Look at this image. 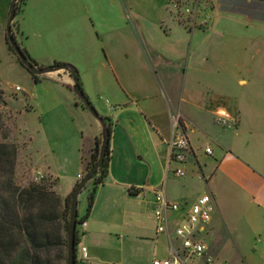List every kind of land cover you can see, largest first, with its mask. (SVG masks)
I'll return each mask as SVG.
<instances>
[{"label": "crops", "instance_id": "crops-1", "mask_svg": "<svg viewBox=\"0 0 264 264\" xmlns=\"http://www.w3.org/2000/svg\"><path fill=\"white\" fill-rule=\"evenodd\" d=\"M11 3L0 0L4 39ZM22 10L19 44L35 63L71 65L83 92L106 97L104 102L93 96L89 100L110 125L108 166L82 226L87 257L81 255L76 264H89V259L111 263L105 259L114 247L120 250L112 238L121 221L127 232L142 229L140 222L153 218L154 193L161 187L171 202L190 204L204 193L211 194L209 236L217 239L221 224H240L233 228L246 261L264 264V23L226 10L213 12L212 24L204 29L168 27L161 34L154 27H91L102 50L98 57L80 43L77 29L56 18V13L61 17L69 11L70 15L71 0H25ZM35 17L38 24L47 18V26L34 28ZM122 29L131 39L121 38ZM249 42L261 46L247 58ZM45 78L60 89V98L56 120L47 126L49 140L40 131L46 145L40 147L39 156L64 206L85 174V158L89 159L101 129L89 121L79 101L74 102L75 112L69 108L71 79L66 72L56 73V79ZM217 106L238 116L235 130L221 131L213 125L212 111ZM177 114L185 125L191 153L184 164L168 165L170 121ZM205 147L211 149L210 156L204 154ZM178 167L185 173L181 178L171 174ZM90 190V186L83 189L78 199L82 196L86 203ZM250 237L252 242L244 241ZM116 264L125 263L119 259Z\"/></svg>", "mask_w": 264, "mask_h": 264}, {"label": "rangeland", "instance_id": "rangeland-1", "mask_svg": "<svg viewBox=\"0 0 264 264\" xmlns=\"http://www.w3.org/2000/svg\"><path fill=\"white\" fill-rule=\"evenodd\" d=\"M24 5L25 0H22L12 23L13 36L18 44L23 41L20 33L23 26L20 22ZM226 10L243 13L250 20L264 23V5L240 0H71L70 15L69 11H66V14H62L61 17L59 13H56V18H62L65 22L64 25L72 28L73 31L77 29L80 35V43H85L88 52H94L100 57L102 50H100V44L91 27H96L97 30H101V27H129V29L136 27L137 30L140 29L139 27H154V30L159 29L161 34H163L162 31L167 32L168 27H184L187 30L191 27L204 29L212 24L213 12H225ZM48 25L52 26V23L50 22ZM40 26H47V18H43L39 24L36 17L34 18L33 27ZM119 35H121V38L131 39L123 29ZM74 36L75 33L73 32ZM61 45L64 47L66 44L62 43ZM246 46L245 54L247 58H250L255 47L261 45L249 42ZM51 52L53 51L51 50ZM118 53L122 56L121 51H118ZM62 55L63 53L60 54V56ZM262 56H264V50ZM52 65L54 63L36 66L47 67ZM55 74L41 77L55 78ZM71 86L72 81L70 80V91ZM15 87H18L21 91H15ZM0 91L3 92V97L0 100V142L1 136L5 134L6 140L4 143L12 144L16 148L12 177L14 186L22 189L34 183L30 180L34 171H42L45 177L44 182L53 181L54 178L46 173L41 165L43 160L39 156V151L41 150L40 147L45 146L46 143L43 142L41 136L43 133L40 131H44L49 140L47 126L51 127L53 120H56L54 117L58 114L56 106L60 98L58 92L60 89L48 81H41L38 84L33 83L30 74L17 62L15 55L9 51L4 39V29L3 32L0 29ZM67 94L66 102L69 108L75 112L74 102L76 103L79 100L73 93ZM23 95H27L29 100ZM85 95L89 100L91 96H93V100H99L100 102L106 100V97L100 94L97 97L86 93ZM81 109L87 113L82 106ZM87 115L89 121H95L88 113ZM76 116L77 120L82 123L83 121L79 118L78 113H76ZM95 122L97 123V121ZM97 125L99 124L97 123ZM87 160L88 158H85L84 162H87ZM60 180L62 184L63 178L61 177ZM77 210V221H80L81 215L86 210V203L83 201L82 196L77 201ZM124 223L121 221L120 228L116 230V237L112 238L114 245L120 250L117 251L114 247V252L105 259L111 262L109 264H116L119 259L125 264H151L154 257L159 259L166 257L168 244L164 236L155 235L153 218L145 217L144 222H140L141 225H144L142 229L138 227L129 232L124 228L126 227ZM240 226V224H232L231 226L221 224L217 239H212L209 232H205L204 242L208 247L212 264H260L257 261L256 263L246 261L243 254L244 250L239 245V233L234 230V228H240ZM84 230L82 224H77L76 232L77 237L80 239L75 245L77 262L82 255L81 249L88 248L84 239ZM244 241L252 242L253 238H246ZM21 252L22 247L19 246L14 255V264H24L18 258ZM54 254L57 256V253L53 252L52 264H66V246L62 249V254L57 260L53 257ZM89 260V264H103L97 259ZM194 264L203 263L195 261Z\"/></svg>", "mask_w": 264, "mask_h": 264}, {"label": "trees", "instance_id": "trees-1", "mask_svg": "<svg viewBox=\"0 0 264 264\" xmlns=\"http://www.w3.org/2000/svg\"><path fill=\"white\" fill-rule=\"evenodd\" d=\"M21 1L19 0L16 3V14ZM240 1L247 2L246 0ZM251 1L264 5V1L261 0ZM18 45L20 47V44ZM7 47L13 53L8 45ZM20 49L31 63L36 66L37 64L31 59L27 51L22 47ZM62 64L54 63V65ZM30 77L34 84H38L41 81H49L45 77H37L32 74H30ZM79 85L81 86L80 81ZM2 97L3 92L0 91V100ZM80 106L82 105L80 104ZM107 127L110 132L108 123ZM5 140L6 135L3 134L0 142V264H14V255L19 246L22 247V252L18 258L24 264H52L53 252L57 253V256L53 255L55 260H57L62 254V249L65 246L67 248V221L72 192L65 199L64 206H62L58 196L52 190L54 181L31 183L27 188L22 189L14 186L12 177L15 167L16 148L12 144L4 143ZM99 146L100 139L96 140L95 147L85 163V173L97 161ZM107 166L108 153L103 165L84 187L86 189L90 186L91 190L86 197L85 216L80 221H77V224L84 223V220L88 217L93 207L95 191L103 183L107 174ZM77 242L78 237L75 231V245Z\"/></svg>", "mask_w": 264, "mask_h": 264}, {"label": "built area", "instance_id": "built-area-1", "mask_svg": "<svg viewBox=\"0 0 264 264\" xmlns=\"http://www.w3.org/2000/svg\"><path fill=\"white\" fill-rule=\"evenodd\" d=\"M19 91V88H15ZM213 125L221 131H232L237 128L238 116L223 106H217L212 111ZM204 154H212L209 147H205ZM191 153L189 138L185 125L179 114L172 116L170 121V137L167 142V163L173 162L182 165ZM169 167V166H168ZM167 167V172L169 173ZM171 174L177 178L184 176L182 168L174 169ZM44 174L34 171L31 181H43ZM199 179H204L199 175ZM205 180V179H204ZM213 197L204 193L194 202H171L165 197L164 187L154 193L152 210L155 222V235H164L167 240L166 257L153 258L151 264H194L200 261L203 264H212L208 247L204 242V234L211 221L213 213ZM82 226H85L82 223ZM82 259H86V249H81Z\"/></svg>", "mask_w": 264, "mask_h": 264}, {"label": "water", "instance_id": "water-1", "mask_svg": "<svg viewBox=\"0 0 264 264\" xmlns=\"http://www.w3.org/2000/svg\"><path fill=\"white\" fill-rule=\"evenodd\" d=\"M19 0H12L8 19L5 24V42L11 48L13 54L17 58L19 64L30 74L41 77L48 74L66 72L71 81V92L79 100L82 107L100 126V146L98 151V158L94 165L83 175V177L76 183L73 188L68 215V231H67V248H66V264H75V231L77 226V199L84 187L92 180L98 169L103 165L108 153L109 146V130L106 120L98 114L92 103L89 101L81 86L79 85V78L75 68L68 64L52 65L47 67H38L31 63L27 56L21 51L16 42L13 32L12 23L16 15V3Z\"/></svg>", "mask_w": 264, "mask_h": 264}]
</instances>
